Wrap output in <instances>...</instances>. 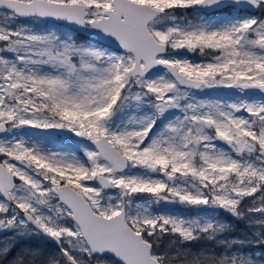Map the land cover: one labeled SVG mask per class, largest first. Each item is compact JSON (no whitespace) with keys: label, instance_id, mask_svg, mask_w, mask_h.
<instances>
[{"label":"snow or ice","instance_id":"6c2138e0","mask_svg":"<svg viewBox=\"0 0 264 264\" xmlns=\"http://www.w3.org/2000/svg\"><path fill=\"white\" fill-rule=\"evenodd\" d=\"M0 264H264V0H0Z\"/></svg>","mask_w":264,"mask_h":264},{"label":"flooded vegetation","instance_id":"af4514ba","mask_svg":"<svg viewBox=\"0 0 264 264\" xmlns=\"http://www.w3.org/2000/svg\"><path fill=\"white\" fill-rule=\"evenodd\" d=\"M32 246H39L50 252L55 251L53 246H51L50 244H45L43 241H33Z\"/></svg>","mask_w":264,"mask_h":264},{"label":"rangeland","instance_id":"374dc122","mask_svg":"<svg viewBox=\"0 0 264 264\" xmlns=\"http://www.w3.org/2000/svg\"><path fill=\"white\" fill-rule=\"evenodd\" d=\"M220 91H225V90H220ZM239 234V233H238Z\"/></svg>","mask_w":264,"mask_h":264},{"label":"water","instance_id":"95a60500","mask_svg":"<svg viewBox=\"0 0 264 264\" xmlns=\"http://www.w3.org/2000/svg\"><path fill=\"white\" fill-rule=\"evenodd\" d=\"M225 91H229V90H225Z\"/></svg>","mask_w":264,"mask_h":264}]
</instances>
